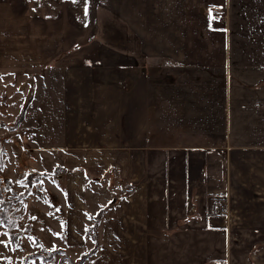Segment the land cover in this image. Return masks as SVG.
<instances>
[{
	"label": "rangeland",
	"instance_id": "rangeland-1",
	"mask_svg": "<svg viewBox=\"0 0 264 264\" xmlns=\"http://www.w3.org/2000/svg\"><path fill=\"white\" fill-rule=\"evenodd\" d=\"M226 28L229 52L206 55V67H226L206 69V84H202L199 82L202 74L187 58L196 57L206 48L214 52L224 46ZM207 31H211V40ZM250 61L262 65L256 81L257 101L261 103L263 0H0V153L5 148L1 175L12 179L16 195L25 193L24 197L11 198L12 208L17 212L13 229L19 235L17 239H11L10 231L0 219V264H92V259L98 257L92 253L86 256L94 247L99 250L101 247L92 239V231L87 234L88 227L99 223L100 241V226L111 205H104L95 214L89 212L94 210L86 200L91 197V182L84 190L88 210L67 209V204L63 207L60 184H68L69 188L72 185L74 191L69 189L72 196L80 194L78 200H72L85 208L82 189L78 192V184L68 183L66 172L60 171L57 165L60 155L43 150L46 147L43 143L53 140L44 137L46 119L62 113L60 100L67 66L84 67L95 82H116L120 87L123 84L132 87L136 75L146 76L150 80L151 103H156V98L165 101L169 95H182L190 89L200 91L190 93L184 107L179 109L189 116L204 113V117H199L206 121V142H218L225 137L228 114H235L232 112L235 109L242 111L246 105L239 100L238 107L235 106L231 89L246 97L248 87L234 85L233 72L225 69L227 64L235 68ZM155 62L159 64L154 65ZM171 77L180 82L170 86ZM161 111L162 116L167 115L163 124L168 127L174 124L175 118L169 116L172 114L162 108ZM149 123L153 131L157 123L152 113ZM28 129L35 130L27 134ZM165 136L172 143L168 139L171 133ZM97 152L86 151L80 161L94 162ZM30 172L39 174H34L33 182L39 180L26 189ZM69 175L74 180L78 176L73 172ZM226 210L228 218H232L231 210ZM238 210L259 224L237 229L229 222V237L233 236L232 243L236 237L241 243L238 249L250 254L251 261L244 264H264V221L255 218V213L264 217V209ZM247 211L254 213L247 215ZM15 239L16 246L12 243ZM43 258L49 259L48 263Z\"/></svg>",
	"mask_w": 264,
	"mask_h": 264
},
{
	"label": "crops",
	"instance_id": "crops-1",
	"mask_svg": "<svg viewBox=\"0 0 264 264\" xmlns=\"http://www.w3.org/2000/svg\"><path fill=\"white\" fill-rule=\"evenodd\" d=\"M210 33H206L209 40ZM228 36L227 32L226 44L214 52L206 48L196 57L187 58L202 74V84H206V69L222 67H206V55L229 52ZM260 65L250 61L230 68L227 64L225 70L233 72L234 85L248 86L246 97L231 89L232 100L236 107L239 100L246 105L242 111L235 109V114H228L225 137L218 142H206V121L199 117H204V113L191 112L193 116H189L179 109L190 93L200 91L190 89L151 103L150 80L146 76L136 75L132 87H120L116 82H95L84 67L65 68L62 113L46 119L44 137L53 140H46L43 150L57 152L61 158L57 165L66 172L68 183L78 184V192L82 189L85 208L76 202L80 196L77 190L72 196V185L69 188L70 185L59 183L63 207L67 204V209L88 210L84 190L91 182V197L86 200L94 210L89 212L95 214L104 205H111L100 226L101 247L92 264L251 261L250 254L238 249V239L235 237L232 243L233 236L228 233L229 222L237 229L258 227L256 219L244 217L238 209H264V96L261 103L257 101L256 83ZM45 82L44 79V85ZM177 82L171 77L168 84ZM161 108L172 114L171 119L175 118L170 127L163 124L167 115L162 116ZM150 113L157 123L153 131ZM166 133H171L168 139L172 143H168ZM92 149L98 151L92 162L95 165L87 159L80 161ZM78 165L80 169L75 167ZM71 171L78 174L75 180L69 175ZM225 208L231 210L232 218L221 212ZM255 216L264 221V217Z\"/></svg>",
	"mask_w": 264,
	"mask_h": 264
},
{
	"label": "trees",
	"instance_id": "trees-1",
	"mask_svg": "<svg viewBox=\"0 0 264 264\" xmlns=\"http://www.w3.org/2000/svg\"><path fill=\"white\" fill-rule=\"evenodd\" d=\"M3 154H5V148H3ZM5 158L3 157V155H0V201L2 203V207L3 209L0 210V219L2 220V222H4V224L7 226V229L10 231L11 234V239L13 238H18L19 235L14 233V227H15V219H17V212H15V210H13V202H11V198L14 197L15 199L17 198H21L24 197V194H15V188H14V183L12 181V179L8 176H3L1 175V171L3 170V166L2 163L5 161ZM35 175H39L36 172H30L27 175V184H26V189H30L33 187L34 183L38 180L39 178H36L33 182V176ZM129 195V193H128ZM98 222H95L92 226L88 227V232L87 234L92 231V239L94 240V242H96V246L100 244L99 239H97L98 237ZM15 239V243H13L14 246H16L15 244L17 243ZM97 239V240H96ZM99 249V248H98ZM97 248L94 247L93 250H90L86 256H88L89 254L92 253V255H96ZM37 255H30L29 257H35ZM47 258H43V262L44 263H48Z\"/></svg>",
	"mask_w": 264,
	"mask_h": 264
},
{
	"label": "built area",
	"instance_id": "built-area-1",
	"mask_svg": "<svg viewBox=\"0 0 264 264\" xmlns=\"http://www.w3.org/2000/svg\"><path fill=\"white\" fill-rule=\"evenodd\" d=\"M221 212L224 213V214H228L226 209H221Z\"/></svg>",
	"mask_w": 264,
	"mask_h": 264
},
{
	"label": "snow or ice",
	"instance_id": "snow-or-ice-1",
	"mask_svg": "<svg viewBox=\"0 0 264 264\" xmlns=\"http://www.w3.org/2000/svg\"><path fill=\"white\" fill-rule=\"evenodd\" d=\"M0 79H2V77H0ZM0 155H3V153H0Z\"/></svg>",
	"mask_w": 264,
	"mask_h": 264
}]
</instances>
